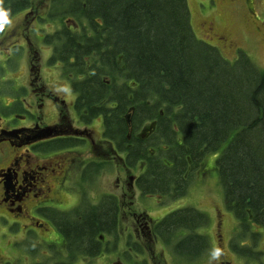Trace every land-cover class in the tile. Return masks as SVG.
Masks as SVG:
<instances>
[{
	"label": "trees",
	"instance_id": "16d2710c",
	"mask_svg": "<svg viewBox=\"0 0 264 264\" xmlns=\"http://www.w3.org/2000/svg\"><path fill=\"white\" fill-rule=\"evenodd\" d=\"M34 1L0 0V23L32 9ZM45 17L41 21L53 27L44 29L43 43L52 48L48 61L70 83L80 117L101 116L105 135L131 153L127 161L143 163L140 191L183 196L204 154L217 152L224 205L236 221L229 245L244 257L263 253L258 246L264 235V70L241 50L228 60L217 46L197 38L187 0H48ZM150 121L154 127L147 137L130 136L129 130ZM108 204L111 199L88 207L91 222L66 230L67 256L51 243L45 249L53 257L37 262L35 241L18 247L33 255L29 264L93 257L103 246L99 232L116 229L113 213L108 222L101 214ZM209 218L183 205L156 223L155 231L172 254L193 261L210 247L199 230ZM132 240L124 244L129 255L130 249H143Z\"/></svg>",
	"mask_w": 264,
	"mask_h": 264
},
{
	"label": "flooded vegetation",
	"instance_id": "af4514ba",
	"mask_svg": "<svg viewBox=\"0 0 264 264\" xmlns=\"http://www.w3.org/2000/svg\"><path fill=\"white\" fill-rule=\"evenodd\" d=\"M235 1L239 0L198 1L205 34L212 31L219 42L225 40L224 33L214 31L213 18L209 17V14L217 11L225 2L230 3L228 9H231ZM245 2L248 12L253 14L254 1ZM32 9L26 10L33 12ZM36 12L38 14L28 21L23 13L14 23L13 17L0 23V225L4 224L5 228L19 226V218L23 216L25 223L21 240H33L40 246L39 251L32 255L35 261L53 257L50 251L45 249V245L51 243L56 244L59 253L65 256L68 254L63 238L66 230L90 223L92 219L88 214V207L98 205L104 199H111L112 204L107 205L110 208L101 214L105 215V221L108 222L111 221L109 215L113 213L116 229L106 230L104 228L111 227L99 223L103 230H106L99 232L103 244L101 251L93 257L77 254L70 264H75L80 256L93 259L112 253L119 254L116 264L129 258L134 259L133 264H263L258 258L239 255L230 247L229 240L225 247L217 244L214 252L209 250L210 243L208 251L193 261H186L172 254L155 230L156 223L173 209H167L153 218L147 213L150 207L147 211L134 208L137 206L138 197L153 201L159 207L165 205V199H172L165 196L161 201L164 194L160 192L142 193L137 185V178L143 163L137 159H134L132 164L127 161L131 153L125 149L124 144L122 148L115 140L105 135V130L108 129L103 126L101 116L84 119L77 113L74 108L76 94L72 91L70 83L57 78V75L50 71V68L56 66L59 69L57 63L48 61L51 46H48L47 54H43L42 48L38 46V41L43 42L45 25H41V20L45 16L40 15L38 9ZM36 22L40 26L36 29L35 41L30 39V29L33 28L31 24ZM10 23L13 25L9 27ZM23 60L24 67L21 64ZM66 91L71 96V101L62 97L66 96ZM94 121L99 123L97 138L93 135ZM153 127L154 121L143 123L137 131L129 130V134L145 138L152 132ZM116 161L122 164L124 171H132L134 174L129 177L127 187L124 179L117 177L113 190L109 187L101 189L94 198L93 182L106 169L108 163L117 165ZM137 167L141 169L134 172ZM194 172L187 191L193 181ZM71 191L77 192L78 198L71 206L63 207L58 201L59 196ZM82 210L85 212H81ZM83 217L87 219L83 220ZM128 223L134 228L127 226L124 229ZM40 228H44V231L52 229L59 240H39ZM134 236L137 239L148 238L146 241L151 247L155 240H159L163 249H149ZM127 237L136 240L143 249H130L133 254L126 253L124 244ZM114 242L116 245L113 247ZM145 253H148L150 261L145 258ZM26 257L29 264L31 257ZM0 264L17 263L13 258L3 257L0 251Z\"/></svg>",
	"mask_w": 264,
	"mask_h": 264
},
{
	"label": "rangeland",
	"instance_id": "374dc122",
	"mask_svg": "<svg viewBox=\"0 0 264 264\" xmlns=\"http://www.w3.org/2000/svg\"><path fill=\"white\" fill-rule=\"evenodd\" d=\"M198 1L200 0H187L190 12V23L196 37L214 46H217L223 56L228 60H234L236 55L238 54V51L241 50L245 52L258 67L264 70V0H253L255 6V11L253 12V14L252 12H248V10L246 9L245 0H239L238 2L235 1V4L231 9H228L230 3L225 2L219 6L217 11L209 14V17L213 18L212 21L214 31L224 33L223 38L225 40L222 41V43L216 39L217 36H214L212 34V31L205 34L204 28L201 24L202 15L200 14V4L198 3ZM33 8L35 12L33 9V12H30L31 9L30 11L23 10L19 14L13 16V23L20 17H22L23 13H25L26 21H28V19H32L31 17H33L37 13V9L40 15L45 16L48 9V0H35ZM13 23H10L9 27L12 26ZM41 25H45V29H53L52 24L48 23V21L46 20L43 21ZM39 26L40 24H38L37 22L31 24V27H33L30 29L31 40L36 41L35 32ZM38 46L42 48L43 54L48 53L49 47L42 41H38ZM29 54H32L31 50L29 51ZM21 64L24 67V60ZM50 71L52 72V74L57 75V78L63 80L60 77V70L58 69V66H56L55 68H50ZM59 92L62 93L61 90H59ZM62 97H67V99L71 101V96L67 94V91L66 96L62 95ZM92 126L96 129L95 130L92 127L94 129L93 135L97 138L100 131L98 130L99 123L97 121H94ZM216 156L217 152L214 151L204 154L202 163L197 169L198 172H194L193 181L191 182V185L184 196L172 200L165 199L166 197L164 196L161 198V201L165 199V201L163 202L165 205H162V207L155 205L153 201L138 197L137 204L135 203L137 206H135L134 208H138V211H147L150 207L149 212L147 213L153 218H156L167 209H169L167 211H170L179 206L193 205L198 210L205 211L210 217V223L208 224V226L199 229L210 239L211 247L209 250H212L213 252L214 250L216 251L217 244L222 247L227 246V241L230 240L234 228L236 227V221L232 214L226 211L224 205L223 193L220 188L218 174L215 167ZM140 169L141 168L137 167L134 172H138ZM131 175H134L133 172L128 170L124 171L123 166L120 162H117V165H111L108 163L106 169H104V171L100 173L98 179L92 184L94 191L93 197L95 198L97 196V192L101 189L109 187L111 190H113L115 179L117 177L124 179L127 187V183L130 181L129 177ZM77 198L78 193L75 191L64 192L60 194L58 201L63 207H68L74 204ZM24 223L25 221L22 216L21 218H19V226L12 225L10 228H5L4 224L0 225L1 255L3 257H6L7 259L9 257L13 258L14 262H16L17 264H27L28 261L25 251L21 247H18L23 244V241L21 239L23 236ZM136 225H138V223H136ZM127 226L134 228L131 223H128L124 227V229ZM40 229L41 232L39 233V240H51L55 242L59 240L52 229L49 228L48 231H44V228ZM134 238L137 239L136 236H134ZM137 240L142 241L143 244L150 249L151 244L146 241L148 240V238H146V240L144 238H140ZM151 248H153V250L155 251H158V249L160 248L163 249V245L159 240H155V244ZM258 248L263 253L259 254L257 258L264 264V235L259 242ZM22 251L26 254V256ZM144 255L147 261H150L148 253H145ZM118 257L119 254L117 253H112L110 255L104 254L101 256H96L93 259H88L80 256L75 264H116ZM15 258H19L20 260ZM132 259L133 258H129L128 260H121L120 264H131L134 260ZM140 259L141 256L138 257V260Z\"/></svg>",
	"mask_w": 264,
	"mask_h": 264
},
{
	"label": "water",
	"instance_id": "95a60500",
	"mask_svg": "<svg viewBox=\"0 0 264 264\" xmlns=\"http://www.w3.org/2000/svg\"><path fill=\"white\" fill-rule=\"evenodd\" d=\"M129 120H130V116H129V114L127 115V121L129 122Z\"/></svg>",
	"mask_w": 264,
	"mask_h": 264
}]
</instances>
